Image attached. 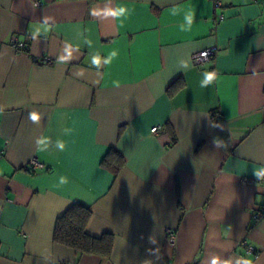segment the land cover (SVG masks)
Segmentation results:
<instances>
[{
	"label": "crops",
	"instance_id": "crops-1",
	"mask_svg": "<svg viewBox=\"0 0 264 264\" xmlns=\"http://www.w3.org/2000/svg\"><path fill=\"white\" fill-rule=\"evenodd\" d=\"M262 203L264 0H0V264H264Z\"/></svg>",
	"mask_w": 264,
	"mask_h": 264
},
{
	"label": "trees",
	"instance_id": "trees-1",
	"mask_svg": "<svg viewBox=\"0 0 264 264\" xmlns=\"http://www.w3.org/2000/svg\"><path fill=\"white\" fill-rule=\"evenodd\" d=\"M178 85H171L168 93L172 94ZM101 164L111 170L115 175L124 164L122 155L111 149L103 157ZM91 217V210L79 202H73L57 218L53 240L59 244L75 249L79 253L98 254L109 256L113 246V237L110 234L91 236L86 232V226Z\"/></svg>",
	"mask_w": 264,
	"mask_h": 264
},
{
	"label": "built area",
	"instance_id": "built-area-1",
	"mask_svg": "<svg viewBox=\"0 0 264 264\" xmlns=\"http://www.w3.org/2000/svg\"><path fill=\"white\" fill-rule=\"evenodd\" d=\"M211 1L213 3L214 7L218 8V7H221L222 2L224 0H211ZM34 4L39 6L40 2H35ZM223 19H224L223 14H220V15L217 16V21H222ZM10 45L16 51H25V52L27 51V46L23 42H19V41H16V40L12 39L11 42H10ZM214 51H215V47H210V48L203 49L200 52L194 53L192 55L193 62L195 64H199V63L205 62L206 60L211 58V56L213 55ZM157 131H158V126H153L151 128V132L156 133ZM30 163H31V165L33 167H39V166L42 165L36 160V158L31 159ZM261 217H264V203L259 205L253 212V218L254 219H259ZM165 232H166L167 241L171 245H174V243H175V231L172 230V229H167ZM241 244L244 246V249L247 252H249V253L253 252L252 246L248 245L245 240H243V242Z\"/></svg>",
	"mask_w": 264,
	"mask_h": 264
},
{
	"label": "clouds",
	"instance_id": "clouds-1",
	"mask_svg": "<svg viewBox=\"0 0 264 264\" xmlns=\"http://www.w3.org/2000/svg\"><path fill=\"white\" fill-rule=\"evenodd\" d=\"M30 118L33 119V120H35L37 117L34 114H32V115H30ZM213 264H215V261L213 262Z\"/></svg>",
	"mask_w": 264,
	"mask_h": 264
}]
</instances>
